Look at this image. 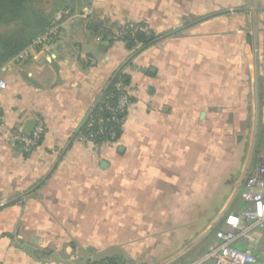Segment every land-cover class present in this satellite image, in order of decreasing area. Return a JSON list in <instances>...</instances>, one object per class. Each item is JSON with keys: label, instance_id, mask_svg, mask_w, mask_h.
<instances>
[{"label": "crops", "instance_id": "0c3cea01", "mask_svg": "<svg viewBox=\"0 0 264 264\" xmlns=\"http://www.w3.org/2000/svg\"><path fill=\"white\" fill-rule=\"evenodd\" d=\"M54 19L0 68V264H214L264 158V0H90ZM139 24L162 38L129 49L116 33ZM118 70L119 137L77 138ZM38 120L23 152L13 136ZM234 245L264 264V225Z\"/></svg>", "mask_w": 264, "mask_h": 264}, {"label": "built area", "instance_id": "2783aa9c", "mask_svg": "<svg viewBox=\"0 0 264 264\" xmlns=\"http://www.w3.org/2000/svg\"><path fill=\"white\" fill-rule=\"evenodd\" d=\"M138 28H141L143 32H148L145 26ZM123 32L125 34V31ZM52 34L53 30L51 28L34 42L47 41ZM3 86L4 82L0 81V87ZM109 97H116L115 102L108 101ZM99 103L100 111L109 112V117L103 118L96 115V117L90 118L86 123V128L90 130L86 134L78 136L79 139L92 142L91 138L98 134H107L110 138L116 136V126L117 128L121 126L123 117L130 105V95L126 88H118V92L99 100ZM44 133V123L38 120L29 136L18 133L13 138L23 152L29 153L37 147ZM240 198L243 207L237 213L225 216L224 221L228 229L215 232L218 243L210 247L209 252L202 257V260L210 258L214 264H253L256 262V257L250 250L238 248L234 245V242L238 234L243 233L250 227V224L253 223L260 227L264 225V158L261 159L254 171L245 178ZM120 264L133 263L124 262Z\"/></svg>", "mask_w": 264, "mask_h": 264}, {"label": "trees", "instance_id": "16d2710c", "mask_svg": "<svg viewBox=\"0 0 264 264\" xmlns=\"http://www.w3.org/2000/svg\"><path fill=\"white\" fill-rule=\"evenodd\" d=\"M89 4L90 0H52V7H50V11L46 12L40 8L39 0H0V28H7L6 31H0V68L6 62L16 57L26 47L35 43L34 41L39 36H42L45 32L49 31V29H51L56 23V21H54L55 13L65 10L71 12ZM124 29H126V27H124L123 30ZM132 30L133 28L127 30L128 32L120 37L125 40V45L129 49L134 48L136 43H139L142 46L148 45L155 40L162 38L163 35V33L156 34L149 30L148 32ZM112 34L114 33H112L110 29H105V32L102 33V35L106 38H110ZM109 38L107 39L109 40ZM110 80L111 81H109L110 83L107 88L99 96V100L118 92V88H125L128 83L127 75L121 70H119L115 77ZM115 99L116 97H109L108 101L114 103ZM96 115L103 118L109 117V112L100 111L99 101L93 108H91L85 122L78 129L76 134L77 138H79L78 136L81 134H86L88 130H90L86 128V123L90 120V118L92 119L96 117ZM34 125L35 122H31L32 129ZM120 128L121 126H118V128L116 126L117 133L113 138H110L107 134H98L93 136L91 140L95 144H99L104 140L113 141L119 137ZM32 129L29 131H22V134L29 136ZM120 263L122 262L119 259L105 258L96 264Z\"/></svg>", "mask_w": 264, "mask_h": 264}, {"label": "rangeland", "instance_id": "374dc122", "mask_svg": "<svg viewBox=\"0 0 264 264\" xmlns=\"http://www.w3.org/2000/svg\"><path fill=\"white\" fill-rule=\"evenodd\" d=\"M51 3H52V0H39V6H40V8H42L44 11H50V7H52L51 6ZM134 26V25H133ZM133 26H127L126 27V29H124L123 30V28L121 29V31L120 32H118V33H116V36L118 35L119 37L120 36H122V35H125L124 34V32L123 31H125V33L126 32H128L127 30H130V29H132L133 28V30L132 31H135V30H141V28H138V27H142V26H137V27H133ZM137 28V29H136ZM7 30V28H4V27H2V28H0V31L1 32H3V31H6ZM143 31V30H142ZM114 35V36H113ZM112 36L114 37V38H116V36H115V33L114 34H112Z\"/></svg>", "mask_w": 264, "mask_h": 264}, {"label": "water", "instance_id": "95a60500", "mask_svg": "<svg viewBox=\"0 0 264 264\" xmlns=\"http://www.w3.org/2000/svg\"><path fill=\"white\" fill-rule=\"evenodd\" d=\"M90 28H92L93 30H96V29H97V25H96V23L91 22V23H90ZM118 71H119V70H118ZM118 71H117V72H118ZM117 72L114 74L113 77H115V75L117 74ZM113 77H112L111 79H113ZM110 81H111V80H110ZM109 83H110V82H109ZM109 83H108V84H109ZM108 84L106 85V88H107ZM106 88H105V89H106ZM98 101H99V98L97 99V101L95 102V104L93 105V107L97 104ZM93 107H92V108H93ZM40 183H42V181L39 182V184H40ZM39 184H38V185H39ZM14 199H17V198H14ZM14 199L11 200L10 202L14 201ZM10 202H9V203H10ZM7 203H8V202H7ZM0 207H1V205H0Z\"/></svg>", "mask_w": 264, "mask_h": 264}]
</instances>
